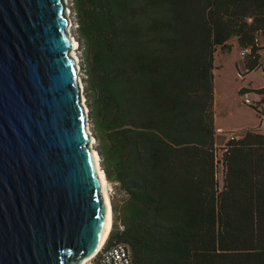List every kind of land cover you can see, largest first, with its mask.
<instances>
[{
	"label": "trees",
	"instance_id": "1",
	"mask_svg": "<svg viewBox=\"0 0 264 264\" xmlns=\"http://www.w3.org/2000/svg\"><path fill=\"white\" fill-rule=\"evenodd\" d=\"M71 2L114 187L105 246L131 264H264V133L229 142L219 188L214 125L215 48L252 45L264 0Z\"/></svg>",
	"mask_w": 264,
	"mask_h": 264
},
{
	"label": "water",
	"instance_id": "2",
	"mask_svg": "<svg viewBox=\"0 0 264 264\" xmlns=\"http://www.w3.org/2000/svg\"><path fill=\"white\" fill-rule=\"evenodd\" d=\"M74 40L66 0H0V264H80L105 227Z\"/></svg>",
	"mask_w": 264,
	"mask_h": 264
},
{
	"label": "rangeland",
	"instance_id": "3",
	"mask_svg": "<svg viewBox=\"0 0 264 264\" xmlns=\"http://www.w3.org/2000/svg\"><path fill=\"white\" fill-rule=\"evenodd\" d=\"M66 5L69 9L68 17L70 19V31L77 41V43H75L76 46L74 48V53L77 56V61L79 64V72L85 90V81H84L85 73L82 64L81 47L79 45V41L77 40L78 37L76 34V21L72 9L71 0H66ZM230 43L231 42L228 41V44ZM239 50L240 48L236 47L228 53V51H226L224 47L218 45L216 46L214 51V71H216V69L218 71V74L215 76V88H214L215 107L214 108L216 112V122L218 125H220L223 128L244 127L257 122L256 114L254 110L250 106L243 104V102L241 101V94L247 90L256 91V89L261 88L263 84V78L259 70H252L246 76H243L242 79L239 73L240 72L243 73L244 71H243L242 61L239 55ZM261 53L264 54L263 51ZM237 63H240L241 65L240 69L238 68ZM250 85L252 86V88L248 89L249 87L247 86ZM249 95L254 96L253 92L249 93ZM84 96H85V91H84ZM88 125L91 134L94 137L92 145L93 147L97 148L98 140L95 135V130L93 128L90 117L88 118ZM255 128L256 127H254L253 129ZM226 130H234L235 134L239 135L238 136L239 138L248 129L246 130L226 129ZM258 131L264 133V128L259 129ZM217 144L218 146H222L224 144V136L222 134L217 135ZM100 164H101V156H100ZM218 179L220 181L219 188H221L223 182L222 181L223 176L220 175ZM107 190L109 194V199H111V197L114 194V187L112 183L109 182L108 180H107Z\"/></svg>",
	"mask_w": 264,
	"mask_h": 264
},
{
	"label": "built area",
	"instance_id": "4",
	"mask_svg": "<svg viewBox=\"0 0 264 264\" xmlns=\"http://www.w3.org/2000/svg\"><path fill=\"white\" fill-rule=\"evenodd\" d=\"M263 39V40H262ZM264 32H258L255 34L253 44L240 48L239 55L242 61L243 73H239L242 77L245 76L246 73L251 72L252 70H259L260 74L263 78V84L261 88L256 89V91L247 90L241 94V101L243 104L250 106L256 116H257V128H264ZM250 60H255L256 64L249 68L247 62ZM238 68H241L240 63H237ZM239 72V71H238ZM248 89H251L252 86H247ZM254 94V96H250L249 93ZM219 134L224 136V144L222 146H218L217 142L215 144V161L217 165L216 177L219 178L220 175L223 176V158L222 154L227 152L230 145L229 142L238 138L239 135H236L234 130H221L217 129ZM221 147V148H220ZM219 180V179H218ZM220 182V181H219ZM84 264H131L129 251L126 246L122 243L114 242L105 246L104 244L101 248L90 257Z\"/></svg>",
	"mask_w": 264,
	"mask_h": 264
},
{
	"label": "bare ground",
	"instance_id": "5",
	"mask_svg": "<svg viewBox=\"0 0 264 264\" xmlns=\"http://www.w3.org/2000/svg\"><path fill=\"white\" fill-rule=\"evenodd\" d=\"M68 15H69V9H68ZM75 43H77V42L74 40L73 53H74V48L76 46ZM214 72H215L214 75L218 74L217 69ZM81 84H82V82H81ZM99 174H100L99 177L101 179L102 194H103V197H104L106 205H107L106 223H105L104 230L102 232V235L100 237V240H99V243H98L96 249L92 253H90L89 255L83 257L81 262H80V264H84L90 257H92L101 248V246L106 241V238H107L108 233H109L110 228H111V220H112L111 213L112 212H111V209H110V199H109V194H108V190H107V180L105 178V174H104L103 170L99 169Z\"/></svg>",
	"mask_w": 264,
	"mask_h": 264
},
{
	"label": "crops",
	"instance_id": "6",
	"mask_svg": "<svg viewBox=\"0 0 264 264\" xmlns=\"http://www.w3.org/2000/svg\"><path fill=\"white\" fill-rule=\"evenodd\" d=\"M229 41L231 42L230 44H231V49L228 51V53L231 51V50H233L234 48H236V47H238V48H240L239 46H238V44H237V41H236V38H231V39H229ZM227 53V54H228ZM235 61V60H234ZM234 64H235V62H234ZM249 73V72H248ZM248 73H246L245 74V76L248 74ZM214 74H215V72H214ZM215 76L216 75H214V88H215ZM214 102H215V92H214ZM215 104V103H214ZM214 107H215V105H214ZM256 119H257V116H256ZM257 122H255V123H253V124H251V125H247V126H244V127H235V128H223V127H221L220 125H218L217 124V122H216V112H215V108H214V125H215V128H216V131H217V129H221V130H226V129H235V130H246V129H250V128H254V127H256L257 128V123H258V120H256ZM216 134L218 135L219 133H218V131L216 132Z\"/></svg>",
	"mask_w": 264,
	"mask_h": 264
}]
</instances>
